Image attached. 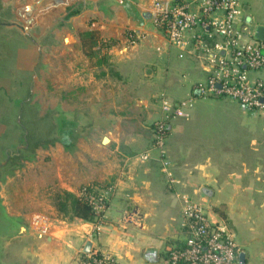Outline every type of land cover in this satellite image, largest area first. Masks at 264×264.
Segmentation results:
<instances>
[{"label":"crops","instance_id":"1","mask_svg":"<svg viewBox=\"0 0 264 264\" xmlns=\"http://www.w3.org/2000/svg\"><path fill=\"white\" fill-rule=\"evenodd\" d=\"M4 1L21 6L24 13V43L18 44L16 67L24 74L38 68L48 50L53 67L76 68V80L81 74L87 77L85 87L70 84L71 94L78 88L90 90L94 71L106 72L109 58L117 73L111 80L109 73L102 77L98 86L94 81L97 91L89 96L100 102L97 115L56 118L74 127L76 121L100 120L95 130L101 140L89 150L93 159L77 158L66 152L70 147L55 142L52 174L38 180L43 194L32 204L27 202L33 188L24 192V255L12 264H82L87 242L111 252L117 264H168L169 249L182 246L187 237L185 197L234 238L241 250L237 264H264V108L250 110L228 97L198 92L209 68L196 55L181 56L178 47L171 46L178 50V68L149 63L150 49L163 55L168 42L150 20L147 0ZM243 19L255 36L257 27L264 26L252 15L243 14ZM37 25L39 34H31ZM107 40L110 45L102 43ZM253 76L264 81V68ZM165 99L187 102L188 116L169 119L162 149L154 146V125L166 117ZM146 152L149 158L143 159ZM88 184L110 189L99 230L95 220L75 211L80 189ZM5 204L0 214L12 223ZM128 211L138 212L135 224L123 221ZM2 239L0 264H6Z\"/></svg>","mask_w":264,"mask_h":264},{"label":"rangeland","instance_id":"2","mask_svg":"<svg viewBox=\"0 0 264 264\" xmlns=\"http://www.w3.org/2000/svg\"><path fill=\"white\" fill-rule=\"evenodd\" d=\"M242 3L243 14L252 15L256 22L264 23V0H242ZM248 5L249 8H247ZM20 9L21 6L16 8L14 4L8 5L4 0H0V206L5 202L6 210L13 217L11 223L4 214L2 216L0 214V227L7 230L0 232V238H3L1 256L3 259L6 258V264L16 262L19 255H24L22 248L24 245V237L22 238L24 235V192L33 188V192H29L32 194L30 202H27L31 203L33 198L43 194V191L41 192L43 187L38 180L41 181L42 178L52 174L54 166L52 147L55 144L54 141H58L56 140L58 139L56 118L59 116L69 118L74 113L88 115L93 112L94 116L97 115L100 111V102L95 104L89 96L97 91L94 81L99 82L98 86L101 84V78L106 77L108 73L110 77L107 80L113 79L112 74L117 77L116 67L112 66L114 62L112 63L109 58L107 64L111 65L106 66L108 68L106 72L104 69L94 71L95 79L91 83L90 90L78 88L71 94L70 84L85 87L87 77L85 76L84 79V74H81L76 77V80L72 77L76 68L53 67L55 60H53L51 50H48L49 55L45 57V60L42 58L38 68L24 74V71L20 70L22 68H16L19 54L18 44L24 43V13ZM30 32L37 35L39 26H35L33 30L30 29ZM53 36L52 33L49 34L50 43H52ZM171 46L173 45L170 43L165 45L164 49L168 52L163 51V55L155 48L150 49L147 53V61L156 64L157 68H178V50L174 48L175 46ZM93 100L96 99L93 98ZM38 119L40 123L36 122ZM35 123L39 130L37 139L31 142V151L25 152L29 146L26 140L30 134L28 127H31V132H33L34 129L36 130ZM32 124L35 125L32 126ZM55 125L54 130L48 132ZM100 125V120L76 121L74 128H78L77 134L71 136L73 144L66 152L72 153L77 158L83 159L88 156L93 159L95 153L89 150L95 141L99 143L101 140L100 133L95 130V128L99 129ZM82 133L84 134L78 135ZM43 145L49 146L43 148ZM29 156L32 157L31 160ZM34 203H36L35 200ZM7 242V247H4Z\"/></svg>","mask_w":264,"mask_h":264},{"label":"built area","instance_id":"3","mask_svg":"<svg viewBox=\"0 0 264 264\" xmlns=\"http://www.w3.org/2000/svg\"><path fill=\"white\" fill-rule=\"evenodd\" d=\"M147 11L167 42L181 50V56L188 52L206 62L209 76L198 92L228 97L250 110L264 108V81L253 76L264 68V40L246 26L241 0H147ZM186 106L187 102L163 100L166 117L154 125L155 148L163 149L170 118L188 116ZM142 158H149V153ZM109 193L110 189L98 184L84 185L79 192V198L92 208L98 230ZM184 202L187 237L182 246L169 249L168 264H237L241 250L226 228L211 222L201 205L190 198ZM138 218L136 211L123 215L124 222L133 224ZM82 264H117V259L93 244L82 254Z\"/></svg>","mask_w":264,"mask_h":264},{"label":"trees","instance_id":"4","mask_svg":"<svg viewBox=\"0 0 264 264\" xmlns=\"http://www.w3.org/2000/svg\"><path fill=\"white\" fill-rule=\"evenodd\" d=\"M81 35L84 37L85 36L86 37L87 36L92 37L90 32H81ZM102 43L103 44L106 43V45L111 44L110 40H107L105 42L102 41ZM39 121H40V119L36 120V122L40 123ZM57 123L58 124H56V125H57V129H58V136H57L58 139H56V138L55 139L60 140L65 145L66 148H69L73 144V141L71 140L72 139L71 134H72L74 126L71 124L70 121H68L66 119H63ZM35 124H32V126H34ZM52 125H53V123H52ZM56 125L54 127H52V129L49 130L48 132H50V131L52 132L54 130V128L56 127ZM28 130H29L30 134L28 135L26 140H27L29 146L25 149V152L31 151V147H32L31 142H33L34 140L37 139V136L39 133V130H37V124H36V130L34 129V131L31 132V127L30 128L28 127ZM54 143H55V141H54ZM43 146H44L43 148H45V147H48L49 145L48 146L43 145ZM29 159L31 160L32 157L29 156ZM75 211H76V215H78L79 217H81L83 219L91 220V221L95 219V215H94L90 205L80 198L76 199ZM11 221H13V219Z\"/></svg>","mask_w":264,"mask_h":264},{"label":"water","instance_id":"5","mask_svg":"<svg viewBox=\"0 0 264 264\" xmlns=\"http://www.w3.org/2000/svg\"><path fill=\"white\" fill-rule=\"evenodd\" d=\"M27 12H28L29 15L32 14L33 8L29 7ZM256 37L259 38V39H262V40L264 39V26L261 25V26L257 27ZM104 142L107 143L108 142V138H105ZM91 247H92L91 242H87L84 251L85 252H89ZM240 257H241V261H242V259L244 258V254L241 253Z\"/></svg>","mask_w":264,"mask_h":264}]
</instances>
